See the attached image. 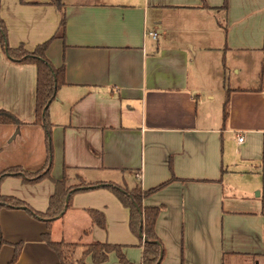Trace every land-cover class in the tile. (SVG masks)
<instances>
[{
    "label": "crops",
    "instance_id": "0c3cea01",
    "mask_svg": "<svg viewBox=\"0 0 264 264\" xmlns=\"http://www.w3.org/2000/svg\"><path fill=\"white\" fill-rule=\"evenodd\" d=\"M29 1L1 0L0 16L10 46L34 51L51 40L47 57L65 66L66 84L50 105L52 176L144 190L172 180L144 200L161 208L160 264H264V0H227V8L226 0H62L63 12L51 0ZM63 13L62 39L54 35ZM36 87V65L11 61L0 44V109L22 122L0 124V163L7 151L14 156L0 173L47 166ZM0 191L45 212L55 184L8 176ZM91 210L104 213L105 229ZM129 218L107 188L76 193L51 228L24 209L4 208L0 264L13 260L19 243L14 264H58L45 233L69 243L121 244L141 264L143 246ZM84 259L94 264L91 255ZM102 264L121 262L112 252Z\"/></svg>",
    "mask_w": 264,
    "mask_h": 264
},
{
    "label": "trees",
    "instance_id": "16d2710c",
    "mask_svg": "<svg viewBox=\"0 0 264 264\" xmlns=\"http://www.w3.org/2000/svg\"><path fill=\"white\" fill-rule=\"evenodd\" d=\"M21 3H30L29 0H19ZM63 12L62 0H51ZM1 4V0H0ZM224 8H227V0ZM66 31V15L62 14L59 29L54 37L65 38ZM53 37V38H54ZM51 40L39 44L34 51H28L24 46L12 47L8 41V28L5 21L0 16V44L6 56L11 61L16 63H32L37 67V87H36V123L42 125L46 130V138L48 143V162L44 171H37L29 174L22 171L20 167H10L0 173V185L8 176L22 177L26 183H37L45 178L50 179L55 184V191L50 197L48 209L45 212L34 209L27 202L13 196L3 195L0 191V211L4 208L8 209H24L32 217L37 220L44 221L51 228L53 222L65 212V205L68 199V208L72 206L73 196L81 191H88L96 188H107L112 191L121 203L129 209L130 218L129 226L133 233L139 236L143 246V257L141 264H160L165 255V249L162 241L156 231V223L160 214V207H148L144 205V200L164 188L172 180H168L156 187L144 190L140 186L132 189L119 186L113 183H96L87 184L79 177L78 185L69 184L67 173L62 178H54L51 174L53 148H52V123L50 121L49 108L51 103L56 99L59 89L66 84L65 66L56 67L47 57V50ZM264 52V46H263ZM261 84L264 79V57L262 60ZM258 90L262 88V85ZM224 122L227 121L230 114V90L227 89L224 101ZM0 124H22V122L11 112L0 109ZM93 223L101 228H106V217L104 213L98 210L90 211ZM142 230L143 236L140 234ZM46 243L56 252L59 258L58 264H75L74 255L78 247H85L83 256L77 260L80 264L85 263L87 255L92 256V261L96 264L104 263L108 260L109 255L115 252L121 264H134L130 262L125 253L124 245L113 244L110 242H65L63 240H54L50 233L43 235ZM7 244L4 239L3 232L0 226V249ZM23 244H15V254L13 260L9 264H14L22 251ZM162 256V257H161ZM161 257V259H160Z\"/></svg>",
    "mask_w": 264,
    "mask_h": 264
},
{
    "label": "rangeland",
    "instance_id": "374dc122",
    "mask_svg": "<svg viewBox=\"0 0 264 264\" xmlns=\"http://www.w3.org/2000/svg\"><path fill=\"white\" fill-rule=\"evenodd\" d=\"M1 5V4H0ZM236 77V74H235V72H234V69L231 71V74L230 75H227V77H226V82H227V84H229L230 86H233V85H235V82H234V78ZM245 81V80H244ZM243 85H245V82H244V84ZM211 92L217 97L216 98V100H215V102H218L219 100H220V98H221V96L218 98V96L220 95V90L218 89V87L217 86H215V87H213L212 88V90H211ZM207 95V94H206ZM49 115H50V108H49ZM8 152V151H7ZM6 152V154L5 155H3V161L4 162H2V163H0V165H1V167L5 164V165H7L6 164V161H8L9 159L10 160H14V156L11 158V157H9L8 156V153ZM18 157H19V155H17ZM15 159H16V155H15ZM10 163V161L8 162V164ZM22 169V168H21ZM44 169L45 168H42V169H40L41 171H44ZM40 170H38V171H40ZM22 171H24V169H22ZM29 174H32V173H35V172H37V171H35V172H33V171H27ZM18 177V176H17ZM70 181V180H69ZM80 182H78V183H71V185H78ZM69 184H70V182H69ZM258 190V189H257ZM130 228V227H129ZM130 231H131V229H130ZM132 232V231H131ZM133 233V232H132ZM137 238H139V236H137L135 233H133ZM140 239V238H139ZM115 253V252H114ZM115 255L117 256V254L115 253ZM75 256H76V254L74 255V258H75ZM118 257V256H117ZM109 259V258H108ZM94 263V262H93ZM94 264H96V263H94ZM100 264H102V263H100Z\"/></svg>",
    "mask_w": 264,
    "mask_h": 264
},
{
    "label": "built area",
    "instance_id": "2783aa9c",
    "mask_svg": "<svg viewBox=\"0 0 264 264\" xmlns=\"http://www.w3.org/2000/svg\"><path fill=\"white\" fill-rule=\"evenodd\" d=\"M148 34H149L151 37H153V38H157V36H158V33L155 32V31H151V32H149ZM243 140H244V137H243L242 135H240V136L238 137V141H239V142H243ZM137 176H138V178H140V177H141V174H138Z\"/></svg>",
    "mask_w": 264,
    "mask_h": 264
},
{
    "label": "water",
    "instance_id": "95a60500",
    "mask_svg": "<svg viewBox=\"0 0 264 264\" xmlns=\"http://www.w3.org/2000/svg\"><path fill=\"white\" fill-rule=\"evenodd\" d=\"M67 208H68V199H67V201H66V205H65V209H67ZM63 214H64V212H63L61 215H63ZM140 234H141V235L143 236V238L145 239L142 230H140ZM161 257H162V256H161ZM161 257H160V259H161Z\"/></svg>",
    "mask_w": 264,
    "mask_h": 264
}]
</instances>
